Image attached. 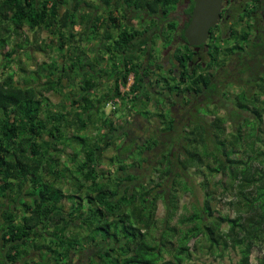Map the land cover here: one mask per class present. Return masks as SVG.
Returning <instances> with one entry per match:
<instances>
[{"label": "trees", "instance_id": "1", "mask_svg": "<svg viewBox=\"0 0 264 264\" xmlns=\"http://www.w3.org/2000/svg\"><path fill=\"white\" fill-rule=\"evenodd\" d=\"M69 1L0 0V52L8 47L2 67L10 65L11 56L18 49L23 51L29 45L28 36L19 44H10L11 36L20 35L15 29L24 23L36 32L31 46L50 49L49 43L37 38V32L46 30L53 35L51 47L64 54L61 62L41 61L30 70L18 64L23 81L27 72H32L30 83H14L10 71H0V228L4 242L8 243L5 255H0L3 257L0 264H48L51 259L60 264V259H68L74 250L95 245V237L103 248L96 258L87 256V264H184L199 249L200 237L190 244L197 236L205 238L210 248L220 244L223 248L242 246L236 264H264V78L259 77L255 85L239 88L231 101L223 100L222 104L226 102L231 107L228 116L219 115L218 106L205 112L196 111L193 123L185 124L177 132V139L162 144L161 138L175 131V127L161 94L164 90L171 91L185 100L186 94L197 95L212 88L214 74L206 69L209 66L203 69L205 73L195 74V70L210 60L212 50L215 56L218 47L207 44V48L202 45L198 51L192 50L181 29L180 37L190 53L183 51L177 55L179 64H172L177 71L172 66L166 68L167 77L162 83L160 77L155 78L152 85L157 83L158 88L154 86L156 91L150 92L152 80H147L145 61L128 55L133 40L147 31L137 29L128 20L122 23V18H127L123 16L126 8L135 10L140 21L146 13L167 16L176 5L186 1L190 2V10L193 0H97L104 9L113 7L112 12L121 11H110L106 18L100 15L92 18L91 31L97 43V47H91L96 53L93 59L87 53L90 48L82 45L88 34L72 31L77 18L71 9L61 15L58 12L61 4ZM155 19L150 18L145 28L151 29ZM167 27L175 28V22L167 23ZM247 36V30L231 33L233 44L224 38V54L252 52L254 49L245 45ZM261 40L255 37L253 47L263 50ZM150 42L154 43L153 36ZM145 50L143 46L141 51ZM147 54L151 56L150 50ZM105 57L108 65L103 64ZM108 73L114 75L113 88L110 93L94 97L95 87ZM130 73L133 81L128 92L123 93L120 87L126 85ZM64 80L71 87L69 91L64 89ZM77 87L80 92L74 96L72 92ZM50 91L63 94L66 103L56 104L62 108L51 107L47 96ZM227 94L226 91V97ZM128 96L142 108L139 112L149 114L148 105L153 106L158 123L147 137L137 142L130 139L118 147L112 159L117 163V171L105 172L99 167L100 145L92 143L83 132L93 112H103L108 102L115 103L114 99ZM207 113L211 114L209 120L203 117ZM227 121L238 124L228 130ZM102 124L109 128V137L119 134L112 120H103ZM70 127L76 133L70 134ZM123 133L128 135L125 129ZM161 144L155 173L146 181L140 180L129 167L135 161L142 165L146 159L141 156L131 164L124 160L135 151L151 150ZM65 146L71 148L69 165L60 162L58 156ZM78 153L83 154V160L77 159ZM189 169L203 171V188L208 185V175L215 178V188L220 187L223 195L232 196L227 204L235 209L234 216L222 215L211 207L212 190L204 196L203 204H193L191 210L185 205V212L178 215L180 194L188 191L184 181ZM48 174L53 180L46 177ZM65 182L72 183L73 191L84 190L85 194L72 193L70 187L65 189ZM159 200H164L168 208L162 223L156 214ZM83 201L87 202L84 208ZM175 216L177 220L172 223ZM77 227H83L90 238ZM156 228L160 229L158 236L152 234ZM81 237L85 242L79 245ZM28 242L44 263L41 259L25 260L22 255L29 254ZM255 246L263 251L253 263L250 253Z\"/></svg>", "mask_w": 264, "mask_h": 264}, {"label": "rangeland", "instance_id": "2", "mask_svg": "<svg viewBox=\"0 0 264 264\" xmlns=\"http://www.w3.org/2000/svg\"><path fill=\"white\" fill-rule=\"evenodd\" d=\"M96 4L98 5L99 2L97 1ZM129 9H132V8H126V11L124 13L125 15L123 16H127V18L125 17L122 18L123 19L122 23H124L127 20L130 23L131 20L137 19L138 22L136 23L137 25L135 24L136 25L135 27L137 29L144 28L147 31L146 33L147 36L145 35L143 38V40H145V43H147L152 36L154 37V43L153 44L149 43L150 45H147V46L152 47L151 49H148V51L150 50L151 56L147 54L148 51H145V53L144 51H141L143 46L144 48L147 47L145 46V43L141 39L133 40L134 41L133 48H130V53L128 54L130 57L132 56V58L139 57V60L141 62L145 61L146 66H147L146 67L147 69L145 72L148 75V79L152 80L149 85V88L151 89V86L153 84V79L155 78V76H158V78L160 77L161 79H164L167 77L165 73V69L158 68L157 65H154V62L157 60L163 61L162 56H165L164 67L170 68L169 67L170 61H172L176 57L177 52L179 51H175L176 52L174 53L175 56L173 55L166 56L169 51L172 52L174 50V48H172L174 43L171 41V39H169L171 38V35H169L171 32L168 33L169 30L165 24L159 23V24H154L151 27V29L145 28L147 24H149L150 18H156L155 19L156 20L155 23H156L159 16H155V17L149 16L146 13L144 15L146 16L147 19L140 21L139 17L134 14L135 12H131L129 11ZM107 11L112 12L113 7L107 9ZM119 11H121V9L119 10L115 9V12H112V13H116ZM172 12H176V6L173 8ZM97 13H98L97 14L98 16L100 13L99 10H97ZM154 27H156V29L153 34L151 30H153L152 28ZM234 28L236 32H240L244 29H247L245 23H243L241 27L235 26ZM15 30L16 31L18 30L20 32V35L18 37L11 36L10 44L12 45L14 43L19 44V42L25 41V36H28L29 38L28 41L30 43L29 45L24 47L23 51L18 49L15 55L13 57L11 56V59L13 61L6 68L2 67V64H3L2 62H4L5 60V57L3 56V54L6 52L8 47L3 48L0 52L1 53L0 54V71L2 73L10 71L9 73H11V76L13 75L14 83L17 81L19 84H24V81H26V83L32 82V79H31L32 72H30V74L29 72H27V76L26 75L24 77L22 76L24 81L21 79V74H20V71L18 70V64L23 65L25 68L30 70V69L36 68L37 65L41 61H49L51 59H55L56 61L61 62L63 53H61L59 49L55 47H51V44L53 42H50V36L48 35L49 33L46 30H40L39 32H37L38 33L37 38L39 37L50 44V47H48L50 49L47 50L46 48V51L43 49H38V48H34L33 46H31V44L35 42L36 40L35 39L36 32L34 29H31L27 23H24V25L21 28H17ZM225 30L224 31L214 30L213 39L210 42L211 45H209L212 47H218V53L215 56H214V50H212V48L210 49L212 50L211 51L212 56H210V60L208 61V64H207V66H209L208 69L215 74L214 75V82H216L215 89L210 91V93L206 95L207 97L204 99L205 101L201 105L198 102H196L195 105L194 104L192 106L186 105L184 108H181L180 110L176 109L178 108V104H176L175 106L171 108L170 107L166 108L167 109L166 111L167 112L169 111L168 113L171 116L175 117L174 123H173L175 127V131L170 132V134L164 135L161 138L162 144H164L166 140L171 141V140L177 139V136H176L177 132L182 131L183 126L189 123V121L193 123V120L195 119L194 115L196 111L205 112V109L211 110V109H214L216 106H218L217 111L219 115L228 116L229 114L228 110H230L231 107H229V105H227L226 102L222 104L223 100L231 101L234 93L237 90H239V88L243 86H248V85L250 86L255 85L256 80L259 77L264 78V49L259 50L253 47L255 46V43H254L255 34L252 32L251 35H248V40L246 41L247 46L249 45L250 47L254 49L252 52L235 51L231 53L230 55L226 56L224 54L225 43L223 42V39L227 37L225 41H229L231 42V44H233L234 39L229 38L227 36L228 34H230L229 30H226V31ZM166 34L169 36V38L164 37ZM179 47H181V45ZM162 53L164 55H162ZM139 60L134 59L133 61L137 62ZM108 64L109 62L107 61L106 65ZM132 76H133L132 73H130L128 75L126 85L124 86L122 85L120 87V90L123 93L128 92L129 85L133 79ZM113 77H114L113 74L108 73L104 77L105 79H102L99 82V84L94 89V94H93L94 97H99L101 96V94L110 93V89H112L114 85ZM64 88H65V85H64ZM226 91L228 92L227 94L228 97L225 96ZM164 93H166L165 90L163 91V94ZM151 96H154L153 93H151ZM48 98L52 105L51 107L53 109L62 108L61 106H56V104L59 103L60 101L61 103L62 102L66 103L65 99L61 97L59 94H57L56 92H51L50 94H48ZM114 101L116 102L115 103L108 102L103 112H93L92 117H90L89 120L87 119L88 123L86 125L85 131L83 132L84 135L89 136L92 143L96 142L97 144L100 145V149L97 151L98 157H99V167L102 168L105 172L111 171L112 173L117 171L116 170L117 163H115V161L112 160L115 154L117 153V148L123 145L124 142L130 139L131 140L134 139L137 142L140 138L147 137L150 134L151 129L158 123L156 119V115H155L157 110H155L153 106L148 105L147 109L150 111V113L144 114L142 111L139 112L142 108L139 107V104L134 105L133 100L130 99L129 96L123 99L116 98L114 99ZM225 105L227 107H224ZM114 108H116V111H113ZM195 109L196 111H194ZM239 112L242 113V111H239ZM207 114L208 115L203 116L205 120H209L211 118L210 117L211 114L209 113ZM103 120H106V121L112 120L114 122V126L120 130L119 134L118 135L114 134L112 135V137H109L110 130L107 126H104L102 124ZM236 124H238L236 121H227L226 126H228V130H229L231 125L235 126ZM124 129L127 131L128 135L123 133ZM68 132L70 134L76 133V131L71 127L68 128ZM168 135H170L169 138H168ZM101 138L102 139L105 138V140L102 141ZM162 144L159 147H153L151 150H144L141 152L135 151L133 156H128V158L124 160L126 163L131 164L132 160H134L135 158H140L141 156H143L146 159L145 162L142 161V165L136 164V161H135V163H132L129 167L130 170L138 174L140 180L146 181L148 179V176H153V174L155 173L154 169L157 164L158 157H159V148L162 147ZM65 147L66 148H64L62 152L58 153V156H59L60 162H65L67 165H69L70 159H69L68 154L71 151V148H68V146H65ZM262 147L264 148V145H262ZM83 158H84L83 154L78 153L77 159L81 161L83 160ZM202 172L203 171L198 172L193 169H189V171L187 172V178H185L184 182H185V186L188 187V191L186 193L180 194L178 215L182 212H185V208H186L185 205L188 206L186 209L191 210V205L197 204L200 206L201 204H203L204 196L210 190H212L214 199L211 201V207L216 209V211L222 215L229 214L230 216H234L236 213L235 209L229 204H227V202L232 198V196L230 194L223 195L221 193L220 187L215 188L214 186L215 178L210 175L207 176V184H208L207 187L203 188L202 181L204 180V176ZM46 177L49 178L50 180H53L52 175L48 174L46 175ZM65 183H63V187L65 189H67V187H70L71 189L72 183L71 182L69 183L65 182ZM71 192L77 193V191L75 192L72 189H71ZM77 194L84 195L85 191L83 190L81 193H77ZM0 202H1V199H0ZM86 204L87 202L83 201V208L86 207ZM167 210L168 208H167L166 202L164 200H159L158 209H157L156 214L160 222L166 218ZM177 216H175L172 219L171 221L172 223H174L177 220L176 218ZM75 223L77 224L78 222L75 221ZM225 228L226 226L222 225L221 229L225 230ZM78 229H79V232H81V234L85 233L83 227L78 228ZM159 231L160 229L156 228L152 231V234L155 236H158ZM84 235L87 236L86 238H90L89 237L90 235L88 233ZM199 237L201 238V241L198 243L199 249H197L196 251H193L194 253L192 254L191 258L187 260L184 264H236V262L242 255V248H241L242 246L223 248L220 244L216 247L210 248V244L202 236H197L196 238L191 240L190 244L192 245L193 241ZM95 240L97 241L95 242L96 243L95 245H90L88 247L86 246L85 249H79V251L74 250V252L70 254L68 259L67 258L60 259L61 260L60 264H64L66 260H67L66 264H87V261L89 260L87 256L93 255L92 257L96 258L97 252H99V250L103 248V245L98 237H95ZM84 242H85V238L82 239L81 237L79 240V245L83 244ZM30 243L31 242L27 243V245H30V246H28L26 250L29 254L28 255L23 254L22 256H25V260L33 259L34 261L39 262L41 259V262L44 263L45 260L43 261L38 251ZM7 246H8V243L4 242L2 230L0 228V255L4 251L7 250ZM262 251H263V248H259L258 246L253 247L250 253L251 262L255 263L257 256H260ZM0 259H3V257L0 256ZM48 264H55V263L51 259Z\"/></svg>", "mask_w": 264, "mask_h": 264}, {"label": "flooded vegetation", "instance_id": "3", "mask_svg": "<svg viewBox=\"0 0 264 264\" xmlns=\"http://www.w3.org/2000/svg\"><path fill=\"white\" fill-rule=\"evenodd\" d=\"M189 6H190L189 1H186L182 5L181 4L176 5V12H172V10H173L172 9L167 13V16H164L161 14V15H159V17L157 19V22H156L157 24L163 23L166 26H167V23L175 22V28L171 29V28L167 27L169 30L168 33L171 32L169 34V35H171V38H169V36L167 34L164 36L165 38L168 37L169 39H171V41L174 43L172 46V48H174V50L172 52L169 51L166 56H168V55L169 56H172V55L175 56L174 53H176L175 51H177V49L180 50L179 52H177V55H180V53L183 51H184V53H190L189 51H186L185 43H184L183 39L180 37L181 29L183 30V33H184V29L187 26V24L189 23V20H190L191 14H192V8L194 6V1H193V6L191 7L190 10H189ZM247 18H249V19H247ZM144 19H147L145 15H143L142 20H144ZM243 23L246 24L247 29H244V30L248 31V35H251V33L253 32L255 34V37L258 36L260 40L263 39V41H264V0H222V6H221L220 16H219L218 22L213 27H211L210 34H209L207 40L204 43L197 45V46H194V45H188V46L192 50H195V51H198L202 47V45L207 48V46H206L207 44H208V46L211 45L210 42L213 39L214 30L224 31L226 29V30H229L230 34L231 33L235 34L236 30H234L235 29L234 27L235 26L241 27ZM152 29L153 30H151V31L154 34L156 27H154ZM242 31H240V32H242ZM230 34H228L227 36L229 37ZM145 35H146V33H145ZM160 35H161V33H160ZM144 36L138 37L136 39H141L145 43V40H143ZM229 38H231V37H229ZM247 40H248V36H247ZM149 43L152 44V42H150V40H149L147 43H145V46L150 45ZM261 43H262V40L260 42H258L257 44L260 45ZM187 44H188V42H187ZM180 45H181V47H179ZM245 45L247 46V44H245ZM151 48H152L151 46H147L145 51H148V49H151ZM206 48H205V50H206ZM162 55H164V54L162 53ZM162 59H163V61L162 60L155 61L154 65H157L158 68L166 69L164 67L165 56H162ZM177 63L179 64V62L177 61V59L175 57L172 61H170L169 67H171L172 64H177ZM207 64H208V61L206 64H203L201 67L196 68L195 74H199V72H201V71H202V73H205V70H203V69H205V66H207ZM172 67H173L172 69H174V71H177V69H178L177 67H175V66H172ZM190 67H191V63H190ZM206 69L209 70L208 68H206ZM197 70H199V71H197ZM211 73L214 74L213 72H211ZM187 74L188 73H186V72L184 73V75H185L184 77H186V80H188ZM155 78H158V76H155ZM147 80H149L148 77H147ZM162 80H164V79H161V81ZM212 80H213L212 88L204 89L203 92L202 91L199 93L196 92L197 95L186 94L184 96L185 100L183 99V96L177 95L171 91H167L166 93L161 94V97L163 98V101L166 102L165 104L167 107L171 108V107L175 106L176 104H178V108H176L177 110L184 108L186 105H189V106L190 105L192 106L193 104L195 105L196 102H198L201 105L204 103V101H205L204 99L207 97L206 95H208L210 93V91L214 90L216 87L215 82H214V76L212 77ZM132 81H133V79H132ZM160 83H162V82H160ZM146 84H147V82H146ZM154 86L156 88H158V85L156 83L155 85L151 86L150 92L156 91V88H154ZM142 99H144L143 96H142ZM178 100H179V102H178ZM153 103L154 102H152L151 105H153ZM165 110H167V109L165 108ZM194 111H196V109ZM172 117L175 118L174 116H172Z\"/></svg>", "mask_w": 264, "mask_h": 264}, {"label": "crops", "instance_id": "4", "mask_svg": "<svg viewBox=\"0 0 264 264\" xmlns=\"http://www.w3.org/2000/svg\"><path fill=\"white\" fill-rule=\"evenodd\" d=\"M97 0H70L67 4H61V6L59 7V14L61 15L66 9L69 10L71 9V11L74 14V17L77 18V22L73 25L72 27V31L74 32H81V33H86L88 34L86 37L87 39H85L82 42V45L84 46H88L90 49L87 53H89V56L91 57V59H93L92 57L95 56L96 53L91 51V47H97V43L95 42V39H93V34H92V23L91 21L93 20L92 18H95L97 16V10H99V15L101 16L100 18H106L107 15L109 14V12L107 11V9H104L102 4L99 3L98 5L96 4ZM129 11L133 12V9H129ZM98 15V16H99ZM84 18V19H83ZM89 19V20H88ZM122 20V19H121ZM128 22V21H127ZM138 22V20H131V23L136 24ZM157 24V23H156ZM137 25V24H136ZM135 27V26H134ZM102 31V28H99L98 32ZM50 39H52L53 35H50ZM88 37L90 39H88ZM91 51V52H90ZM64 55V54H63ZM104 59V58H103ZM107 58L105 57L103 64H107ZM133 77V76H132ZM64 85H65V91H69L71 89L70 86H68L67 82L64 80ZM67 87V88H66ZM51 92H56L57 94H59L61 97H63V94L59 91H50L48 94H50ZM72 92V91H71ZM80 92L79 88H74L72 94L74 96H76V93ZM64 98V97H63ZM60 101V100H59ZM66 101V100H65ZM61 102V101H60ZM109 106V105H108ZM1 255H5V251L1 254ZM9 264V263H8Z\"/></svg>", "mask_w": 264, "mask_h": 264}, {"label": "water", "instance_id": "5", "mask_svg": "<svg viewBox=\"0 0 264 264\" xmlns=\"http://www.w3.org/2000/svg\"><path fill=\"white\" fill-rule=\"evenodd\" d=\"M193 1L192 14L183 34L189 45L197 46L207 40L211 27L218 22L222 0Z\"/></svg>", "mask_w": 264, "mask_h": 264}]
</instances>
